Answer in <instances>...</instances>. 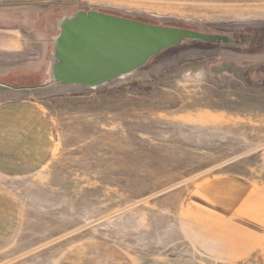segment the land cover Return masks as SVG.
Returning a JSON list of instances; mask_svg holds the SVG:
<instances>
[{
    "label": "rangeland",
    "instance_id": "obj_1",
    "mask_svg": "<svg viewBox=\"0 0 264 264\" xmlns=\"http://www.w3.org/2000/svg\"><path fill=\"white\" fill-rule=\"evenodd\" d=\"M81 9L204 34L264 30V0H0V18L9 22L0 23V34L15 43L0 47V81L37 100L53 133L52 155L35 174L44 184L27 185L29 211L38 209L42 232L36 240L29 234L20 257L0 260L264 264V236L233 256L200 249L196 241L207 243L208 229L187 223V216L210 218L196 207L218 210L203 193L246 196L264 208V87L253 86L254 73L234 72L264 64V56L228 49L231 43L187 40L96 88L52 84L58 23ZM44 33L47 46L40 44ZM32 222L35 215L29 228Z\"/></svg>",
    "mask_w": 264,
    "mask_h": 264
},
{
    "label": "crops",
    "instance_id": "obj_2",
    "mask_svg": "<svg viewBox=\"0 0 264 264\" xmlns=\"http://www.w3.org/2000/svg\"><path fill=\"white\" fill-rule=\"evenodd\" d=\"M257 17L261 16L253 18ZM0 23L9 22L0 18ZM43 36L40 44L49 45L48 33ZM14 45L11 38L0 34V47ZM40 69L31 72L38 73ZM52 152L53 133L43 106L37 100L29 99L23 87L0 81V256L3 258L20 257L27 251L29 234L36 240L37 233L42 232V224L37 226L38 209L29 211L27 185L44 184L43 177L35 174L43 169ZM12 185L16 189H12ZM202 196L219 203V207L218 210L209 206L196 207L199 209L196 211L207 213L210 218L199 214L187 216V223L196 230L201 223L208 229L207 243L196 241L200 249L213 252L224 248L233 256L242 255L252 249L253 236H264V208L258 200H248L246 196L237 199L238 195H231V199L213 198L206 193ZM31 199L37 204V195L33 197L32 194ZM189 213L194 212L190 210ZM33 215L36 224L34 226L32 222L29 228V217ZM0 264H4L2 259Z\"/></svg>",
    "mask_w": 264,
    "mask_h": 264
},
{
    "label": "water",
    "instance_id": "obj_3",
    "mask_svg": "<svg viewBox=\"0 0 264 264\" xmlns=\"http://www.w3.org/2000/svg\"><path fill=\"white\" fill-rule=\"evenodd\" d=\"M58 26L50 77L52 84L68 87L96 88L131 75L187 40L233 43L230 35L149 25L97 11H79Z\"/></svg>",
    "mask_w": 264,
    "mask_h": 264
},
{
    "label": "flooded vegetation",
    "instance_id": "obj_4",
    "mask_svg": "<svg viewBox=\"0 0 264 264\" xmlns=\"http://www.w3.org/2000/svg\"><path fill=\"white\" fill-rule=\"evenodd\" d=\"M79 11H83V12H88L89 10H77V12ZM101 13V12H99ZM102 14H106V13H102ZM110 15V14H107ZM112 16V15H111ZM250 29H254V27L250 28ZM205 34H209V33H205ZM230 34V33H228ZM218 35H224V34H220L218 33ZM231 38L232 40L234 39V42L231 43L228 49L233 48V46L235 47H243V48H247V50H249L250 55L251 54H261L264 56V47L262 45H260V47H255V46H251L250 48H248V42H252V41H260V42H264V30H260L258 32H255L254 30L252 31L251 34L249 33H243V32H235L234 34H231ZM217 43V42H216ZM253 55H251L250 57H252ZM241 70H235L234 72H247V73H254L255 77L257 78V83L255 85H253L256 88H261L264 87V64H255V65H243L240 66Z\"/></svg>",
    "mask_w": 264,
    "mask_h": 264
},
{
    "label": "trees",
    "instance_id": "obj_5",
    "mask_svg": "<svg viewBox=\"0 0 264 264\" xmlns=\"http://www.w3.org/2000/svg\"><path fill=\"white\" fill-rule=\"evenodd\" d=\"M243 33H244V31H243Z\"/></svg>",
    "mask_w": 264,
    "mask_h": 264
}]
</instances>
